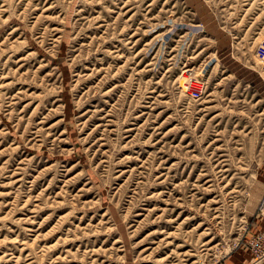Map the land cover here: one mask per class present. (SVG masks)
I'll list each match as a JSON object with an SVG mask.
<instances>
[{
	"label": "rangeland",
	"instance_id": "obj_1",
	"mask_svg": "<svg viewBox=\"0 0 264 264\" xmlns=\"http://www.w3.org/2000/svg\"><path fill=\"white\" fill-rule=\"evenodd\" d=\"M0 264H264V0H0Z\"/></svg>",
	"mask_w": 264,
	"mask_h": 264
}]
</instances>
